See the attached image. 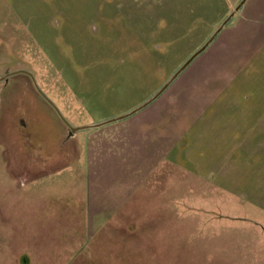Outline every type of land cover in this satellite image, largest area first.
Segmentation results:
<instances>
[{
  "label": "rangeland",
  "instance_id": "374dc122",
  "mask_svg": "<svg viewBox=\"0 0 264 264\" xmlns=\"http://www.w3.org/2000/svg\"><path fill=\"white\" fill-rule=\"evenodd\" d=\"M0 264H264V0H0Z\"/></svg>",
  "mask_w": 264,
  "mask_h": 264
},
{
  "label": "water",
  "instance_id": "95a60500",
  "mask_svg": "<svg viewBox=\"0 0 264 264\" xmlns=\"http://www.w3.org/2000/svg\"><path fill=\"white\" fill-rule=\"evenodd\" d=\"M245 3V1L244 2H242L241 3V5L239 6V8L237 9V10H239L240 9V7H242V5ZM236 10V11H237ZM227 24V22H225V24L222 26V27H220L218 30H217V32L215 33V35L212 37V39L201 49V50H199L184 66H183V68L180 70V72H178V74H176V76L174 77V79L176 78V77H178V75L185 69V68H187L191 63H192V61L196 58V57H198L201 53H203L205 50H206V48L211 44V42L216 38V36L223 30V28L225 27V25ZM168 87V85L164 88V89H166ZM81 129V128H80ZM80 129H77V130H80ZM77 130H73V132H76ZM73 132H72V134H73ZM71 134V135H72Z\"/></svg>",
  "mask_w": 264,
  "mask_h": 264
}]
</instances>
